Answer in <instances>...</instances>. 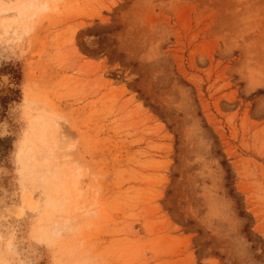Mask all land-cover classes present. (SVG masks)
<instances>
[{"label":"rangeland","instance_id":"1","mask_svg":"<svg viewBox=\"0 0 264 264\" xmlns=\"http://www.w3.org/2000/svg\"><path fill=\"white\" fill-rule=\"evenodd\" d=\"M27 1L0 0V264H264V0Z\"/></svg>","mask_w":264,"mask_h":264},{"label":"bare ground","instance_id":"2","mask_svg":"<svg viewBox=\"0 0 264 264\" xmlns=\"http://www.w3.org/2000/svg\"><path fill=\"white\" fill-rule=\"evenodd\" d=\"M27 2L30 4V6H28L29 9L30 8L34 9V10L46 9V5L44 3L41 4V0H28ZM20 5H22V4H20ZM2 7H3V3L0 2V12L2 11ZM19 9L21 11H24L25 9H28V8H25V9L19 8ZM20 10H19V12H20ZM31 11H33V10H31ZM32 16H33V14H32ZM52 122H53L54 130L52 129L51 131H49V137H48L49 140H51V141L47 143L46 140H42L40 142L41 149L44 151V153L42 155H40L39 154L40 148L36 149L37 160H35V161L39 164V165L36 164V165H38L37 178L43 183L52 182L51 180H53L57 184L60 183V189L62 192L61 193L62 197H60V199L58 198L59 199V205L58 206L64 207V205L67 202H71V201L75 202L80 197V195H79L80 184H81L80 174H77L76 172H73L72 170L65 169L60 165V160L63 159V156L59 153L60 147L57 145V140L53 136V134L57 130H59L60 127L56 121L52 120ZM48 128L50 129V127H48ZM37 145H39V144H37ZM32 149H33V146L30 144L27 147L26 152H30ZM26 159L29 163H31L30 158H26ZM43 163L45 164L44 168H42ZM67 205H68V203H67ZM77 210L78 209H75V213ZM71 213L70 212L69 213H60L59 215H57V220L55 219L56 222L54 223V225L52 227L53 230L52 229L51 230L57 234V233H60L65 228H71V225H73V223H75V221L77 220V217L74 215V213L73 214H71ZM85 213L86 212L84 211L83 214H85ZM81 217H82V214H81Z\"/></svg>","mask_w":264,"mask_h":264},{"label":"trees","instance_id":"3","mask_svg":"<svg viewBox=\"0 0 264 264\" xmlns=\"http://www.w3.org/2000/svg\"><path fill=\"white\" fill-rule=\"evenodd\" d=\"M225 166V162L222 163ZM227 171V170H226Z\"/></svg>","mask_w":264,"mask_h":264}]
</instances>
